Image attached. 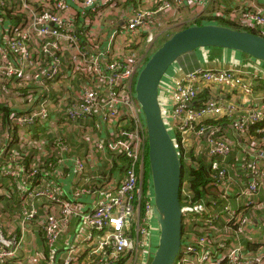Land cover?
<instances>
[{
  "label": "built area",
  "instance_id": "obj_1",
  "mask_svg": "<svg viewBox=\"0 0 264 264\" xmlns=\"http://www.w3.org/2000/svg\"><path fill=\"white\" fill-rule=\"evenodd\" d=\"M215 1L0 0V264H56L54 248L74 217L79 237L63 247L61 264L150 263L159 227L152 185L142 200L138 184L148 148L136 80L160 27L177 24L181 7L192 8L195 19ZM262 2L234 0L239 6L229 18L264 35ZM184 56L161 83L162 115L177 148L174 135L181 136L185 162L198 165L191 148L207 150L219 197L196 210L182 206L176 264H264V93L255 91L264 71L185 70ZM216 88L249 99H227ZM206 89L211 94L201 99ZM222 117L223 127L196 128ZM26 145L36 154L23 162ZM236 150L238 163H229ZM103 152L111 167L128 157L123 174H90ZM36 228L47 254L29 251L26 238Z\"/></svg>",
  "mask_w": 264,
  "mask_h": 264
},
{
  "label": "water",
  "instance_id": "obj_2",
  "mask_svg": "<svg viewBox=\"0 0 264 264\" xmlns=\"http://www.w3.org/2000/svg\"><path fill=\"white\" fill-rule=\"evenodd\" d=\"M208 47L242 53L263 69V35L226 25L204 23L174 32L151 54L137 77L136 99L147 127L153 216L159 227L158 243L149 264L177 263L185 227L181 204L184 177L182 158L162 115L160 86L179 58Z\"/></svg>",
  "mask_w": 264,
  "mask_h": 264
},
{
  "label": "trees",
  "instance_id": "obj_3",
  "mask_svg": "<svg viewBox=\"0 0 264 264\" xmlns=\"http://www.w3.org/2000/svg\"><path fill=\"white\" fill-rule=\"evenodd\" d=\"M227 7L223 10L222 7H217L219 10L222 11L221 16H219V12L216 9H213V7H210L208 11L206 12L205 15H202L198 18L195 19L194 24H204V23H216V24H221V25H226L230 26L236 29H245L251 32H254L259 35H263L262 31L260 29H255L251 27H244L242 24H240L238 21L233 20L231 18L226 17V12H231L232 7L231 5H226ZM217 13V14H216ZM189 25L180 27V28H185L188 27ZM171 29V28H170ZM170 29L168 33H166L163 38L158 42L156 49L161 45L162 42H164L167 38H169L175 31ZM264 36V35H263ZM155 49V50H156ZM207 49H221L217 47H208ZM152 53V52H151ZM150 53V54H151ZM258 85L257 88L255 89L256 92L262 91L264 92V79L259 78L258 80ZM211 93L208 89L204 90L200 94V98L204 99L207 96H209ZM8 111L9 109L6 108ZM0 111H5V109L0 108ZM7 111L5 113H7ZM225 123H228V119L226 117H222L219 119H212L208 118L203 120L196 128H202V127H210V126H219L223 127ZM257 126V124H256ZM127 127H130V124L127 125ZM253 133H255V128L252 129ZM175 138H177L176 142L178 144V150L182 156V153L184 152L182 145H181V136L180 135H174ZM38 139V138H36ZM84 145V144H83ZM84 148L82 146L78 147V151H82ZM22 161H27L31 158V156L36 154V149L29 147L28 145L25 146V148H22ZM188 155L191 158L192 162H196L198 165L194 164H189L183 160L182 156V164H183V172H184V177H183V186L185 183H187V187L184 188L182 187V192H181V204L182 206L189 205L191 208L196 210L198 206L201 204H206L210 205L213 200H217L219 197V191L218 189L214 186L211 185L213 182V173L211 171L209 161H208V155H207V150L203 149L200 152H197L195 148H191L188 151ZM21 157V158H22ZM49 160H52L49 158ZM43 162H39L38 164V171H40V165ZM129 164V159L126 155H121L119 157V160L116 163H113V166L111 167H103L100 168L101 172L104 176H108L112 173H115L117 170L120 171V174L124 173V170L126 169V166ZM34 164L27 166V172H31ZM138 171L141 173L140 179L138 181V184L142 186V200L148 198V192L151 190V175H150V168H149V163H148V157L147 154L144 159V164L142 169L139 168ZM37 179L40 177V172L38 173ZM43 178V177H40ZM30 180V179H29ZM104 179L96 181L94 185H92L91 188H97L100 185H103ZM39 186L41 185H48L46 182L39 181L37 184ZM184 188V189H183ZM184 191V193H183ZM0 201H5L3 196L0 195ZM12 201L13 199L10 198L8 201H6V209H9L12 207ZM43 251L45 254L48 252V248L46 245L42 246Z\"/></svg>",
  "mask_w": 264,
  "mask_h": 264
},
{
  "label": "crops",
  "instance_id": "obj_4",
  "mask_svg": "<svg viewBox=\"0 0 264 264\" xmlns=\"http://www.w3.org/2000/svg\"><path fill=\"white\" fill-rule=\"evenodd\" d=\"M231 1H232V6L234 7V3H233L234 0H216V3L220 4V7H222L224 10L227 7L226 5H228V4L231 5L230 4ZM247 1H256V2L257 1L258 2L263 1L264 2V0H241V2H247ZM236 6L238 7L239 5L235 4V7ZM210 7L211 6H209V8ZM235 7L232 8L230 15L232 12L236 11ZM208 9L206 10V12L208 11ZM188 10H190L193 13L192 18L194 17V11L192 8L181 7V12H180V18L181 19L183 18V16L185 15V13ZM227 13H229V12H227ZM226 17H228V16H226ZM170 25L166 26V24H164L160 27V30L161 31L163 30V34H162L163 36L166 32L169 31L167 29V27L171 28L170 30H172V26H170ZM162 38L163 37H160L158 42ZM158 42H157V44H158ZM157 44H156V46H157ZM155 49H156V47H155ZM183 59H186L188 62V64L184 63L185 70L186 69H192L198 65H202L203 67L207 66L209 68H215V67L230 68V67L235 66V67H241L243 69H246L251 73H257V72L262 73L264 71L263 65H262L263 69H261L260 64L256 63L254 60L250 59L247 55H244V54L236 52V51L225 50V49H218V50L207 49V48L198 49V50L184 56ZM256 88L257 87H255V89ZM223 90H222V88H219V89L216 88L213 90V92L216 93L217 95H219V94L224 95L227 99H232V100H237V101H240V99L247 101L249 99V97L243 96L241 94L236 95L237 92H235V95H231L230 93H227V92L225 93ZM259 92H262V91H259ZM91 137L94 138V136H92V135H91ZM195 145H197V144L193 143V147H195ZM238 154L239 153L237 152V150L234 151L232 153V155H230V157L228 158V162L233 163V164H237L239 161V159L237 158ZM98 157L100 158V160H99V158L91 157V158H93L91 169L95 171V172H90L91 175H97V173H102L100 168L110 167V161L108 159L109 155L106 152H103L101 154V157L100 156H98ZM65 181H67V180H65ZM90 203L91 202H89V204ZM185 228H186V225H185ZM77 229H78V218L74 217L70 229L66 232V234L64 235L62 240L54 248L55 254L58 257L56 264H61L62 254L64 252L63 247H65V245H67L69 242H72L76 237L77 238L79 237V233H78ZM26 239L28 241H30L27 245L29 246V251L31 253H35V251H37V250H40V251L43 250L42 246L45 245V239H44L42 231H40L36 228L34 234L31 237L26 238Z\"/></svg>",
  "mask_w": 264,
  "mask_h": 264
},
{
  "label": "rangeland",
  "instance_id": "obj_5",
  "mask_svg": "<svg viewBox=\"0 0 264 264\" xmlns=\"http://www.w3.org/2000/svg\"><path fill=\"white\" fill-rule=\"evenodd\" d=\"M213 5V6H212ZM211 5V7H213V9H216L220 14H219V16H221V13H222V11L221 10H219L217 7H219L220 6V4H218V3H216V1L213 3ZM217 14V13H216ZM192 15H193V13L190 11V10H188L186 13H185V15L183 16V18L182 19H180L179 20V22L177 23V24H171L170 26H172V30H174L175 32L176 31H178V30H180V29H182V28H180V27H183V26H186V25H189V26H191V25H196V24H194V21H195V19H192ZM226 16H230V12L229 13H227L226 12ZM167 29L169 30L170 28H168L167 27ZM166 33H168V32H166ZM165 33V34H166ZM170 33H171V30H170ZM164 34V35H165ZM161 37H163V35L161 36ZM168 39V38H167ZM166 39V40H167ZM163 43V42H162ZM161 43V44H162ZM141 53L142 54H144L145 53V51H141ZM137 81V80H136ZM187 183H185L184 184V188H186L187 187V185H186Z\"/></svg>",
  "mask_w": 264,
  "mask_h": 264
}]
</instances>
